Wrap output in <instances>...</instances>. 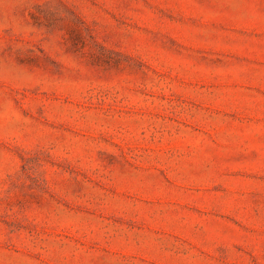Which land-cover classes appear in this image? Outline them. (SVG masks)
<instances>
[{
	"label": "rangeland",
	"instance_id": "rangeland-1",
	"mask_svg": "<svg viewBox=\"0 0 264 264\" xmlns=\"http://www.w3.org/2000/svg\"><path fill=\"white\" fill-rule=\"evenodd\" d=\"M0 264H264V0H0Z\"/></svg>",
	"mask_w": 264,
	"mask_h": 264
}]
</instances>
